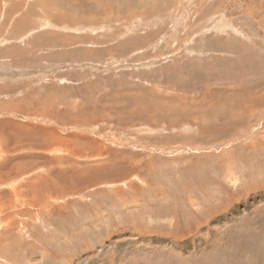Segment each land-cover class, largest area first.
<instances>
[{
    "label": "rangeland",
    "instance_id": "1",
    "mask_svg": "<svg viewBox=\"0 0 264 264\" xmlns=\"http://www.w3.org/2000/svg\"><path fill=\"white\" fill-rule=\"evenodd\" d=\"M262 12L0 0V264H264Z\"/></svg>",
    "mask_w": 264,
    "mask_h": 264
},
{
    "label": "bare ground",
    "instance_id": "2",
    "mask_svg": "<svg viewBox=\"0 0 264 264\" xmlns=\"http://www.w3.org/2000/svg\"><path fill=\"white\" fill-rule=\"evenodd\" d=\"M28 132H27V134H28ZM255 200H257V198L256 199H253L252 201L254 202ZM248 204H251V203H245L244 205H248ZM233 213H236V211H233ZM225 217H227V216H225ZM225 217H223V218H225Z\"/></svg>",
    "mask_w": 264,
    "mask_h": 264
},
{
    "label": "crops",
    "instance_id": "3",
    "mask_svg": "<svg viewBox=\"0 0 264 264\" xmlns=\"http://www.w3.org/2000/svg\"><path fill=\"white\" fill-rule=\"evenodd\" d=\"M262 18H264V17H263V12H262ZM261 29H264V28H260V31H261Z\"/></svg>",
    "mask_w": 264,
    "mask_h": 264
}]
</instances>
